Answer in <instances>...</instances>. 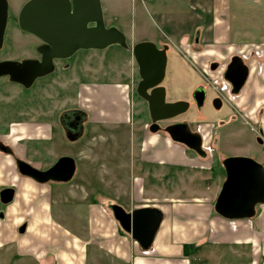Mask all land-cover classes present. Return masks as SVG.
<instances>
[{"label": "crops", "instance_id": "crops-1", "mask_svg": "<svg viewBox=\"0 0 264 264\" xmlns=\"http://www.w3.org/2000/svg\"><path fill=\"white\" fill-rule=\"evenodd\" d=\"M99 1L105 22L113 11L112 0ZM125 1L138 9L136 0ZM231 1L140 0L138 7L155 13L168 28V39L179 37L182 41L193 36L197 44L224 46L231 39ZM172 10L183 13L168 14ZM172 28L187 30L177 33ZM80 73L92 75V71ZM253 73L236 99L239 109L262 107L264 72ZM129 85L122 81L78 80L79 130L71 137L64 125L58 129L44 118L0 121V141L11 149V153L0 149V191L14 190L11 203H0V264H88L90 247L95 251L93 264H228V260L229 264H244L240 259L248 255L252 260L245 264H264V206L256 208L251 220L231 221L212 211L211 200L202 191L193 196V202L174 197L166 185L162 191L158 180L172 183L173 174L197 168L201 161L189 157L187 148L169 137L155 135L158 131L152 132L150 127L143 133L136 128L131 140L128 137L127 148L122 147L120 127L131 123ZM200 88L205 101L207 93L199 85L191 95ZM136 141L143 147L136 150ZM61 157H70L75 164L72 179L61 184L76 180L78 193L71 191L72 184L68 192L72 200H62L66 192H59L56 212L52 208L53 182L39 184L20 175L15 160L47 170ZM145 178L151 182L149 190ZM138 181L139 190L135 185ZM144 192L151 195L152 203L136 204L137 195ZM121 198L126 208L116 202ZM83 203L87 207L84 221L81 214L69 210ZM65 204L70 207L63 208ZM111 205L127 213L145 207L161 211L162 221L148 250L143 251L121 229L112 216ZM66 219L72 228L64 224ZM22 226L25 230L19 233ZM97 237L101 241L95 240Z\"/></svg>", "mask_w": 264, "mask_h": 264}, {"label": "rangeland", "instance_id": "rangeland-1", "mask_svg": "<svg viewBox=\"0 0 264 264\" xmlns=\"http://www.w3.org/2000/svg\"><path fill=\"white\" fill-rule=\"evenodd\" d=\"M6 1L7 12L10 19L6 27L5 36H12L23 42L28 38V34L18 28L17 17L21 7L25 4L23 3L24 0ZM136 1V8L138 9H134V6L131 7L129 1L127 3L125 0H112L113 11L106 18L107 21L104 22L105 27H115L124 35L126 40L125 48L119 45H111L103 50H78L74 53L69 62L73 64L72 68L74 71H77L78 80L81 82L106 80L122 81L130 84V105L128 108L131 111V123L127 127H120L122 131L120 132L121 134H119L122 147L127 148L135 129L141 128L143 133L149 125L147 106L135 92L137 66L133 59L131 48L134 44L138 43L137 41L152 42L157 47H161L163 44L167 46L166 72L162 82V86L166 90V101H187L189 103V108L184 114L174 119L157 123L159 129L155 135L168 140V135L164 131L165 127L179 122L187 123L191 131L197 132L199 128L201 129V134L206 136L205 141H203L210 147L211 154L207 153L205 158H200L194 152L185 148L189 157H197L199 161H201L199 165L200 168H190L187 171H179L173 174L172 183H165L163 180H158V187L162 188L161 190L163 191V186L166 185V190L173 193L174 197L185 198L189 202H193V196L202 191L204 192L203 196H206L205 198H210L213 211L215 199L225 179V173L221 164L222 160L230 157L245 156L249 153H256L262 150L264 151V146L263 148H258V146L253 144L252 140L255 132L253 133L252 129H250L251 125L252 127L261 125L264 131V116L263 118L259 117L261 108L255 107L252 113V111L248 110V107L241 114L243 115V113H245V115L251 119V124L246 123V121L240 119L239 115L235 112L233 101L226 98H222L221 107L215 109L213 107V100L218 97V93L212 82V80L215 79V74L207 76V74L203 73L202 71H208V69L202 66V64L204 65L214 60L217 54L212 51H219L218 48L224 46L234 47L236 44L239 46L247 45L251 42L254 44H258L257 42H264V0L231 1V11L229 15L231 39L229 43H225L226 45H221L222 47L220 45H205V43L197 44L193 36L182 41H178L179 37H171L168 39V37H166L168 28L162 26L161 22L152 11H146L144 9L141 11L138 7L140 0ZM182 13L183 12H175L172 10V12L168 14L178 15ZM203 15L206 16L205 14ZM110 24L111 26H108ZM171 30L181 33L183 30L187 29L172 28ZM216 46L218 47L217 49ZM21 49L23 48L20 47L7 54L4 53V51L1 52L0 60L6 57H21L23 55V53H19ZM261 59L255 60L260 67L264 64V59ZM57 64L58 66L60 65L59 63ZM80 71H92V75H81ZM254 75H256V73H253V76ZM198 85L203 87L207 93L205 101L200 107L191 101L192 89ZM16 90L18 89L16 88ZM260 97L262 96L260 95ZM257 121L258 123L255 124ZM128 137H130V140ZM140 146L143 147L139 144V141H136V150L138 148L140 149ZM253 146L255 152L252 150ZM257 149L259 151H257ZM252 156L264 167V156ZM158 178L162 179L160 175ZM148 179L149 178H145L144 182L145 185L147 184L149 190L151 182ZM71 184V191L73 193H78V187H76L78 186V182L74 179L68 184H57L56 182L51 184L53 193L52 208L54 211L58 212L59 209L58 201L60 199L58 200L59 197L57 196L59 192H66L62 200H72L71 196L68 195L70 189L69 185ZM135 185L136 189L139 190V181L136 182ZM99 191L101 193H106V191L101 188H99ZM137 198L139 201L136 202V204L140 202L152 203L149 201L151 195L148 192H144L142 196L138 194ZM116 202L123 208H126V201L124 198ZM80 205L81 206L78 208L74 207L69 210L70 213L74 215L81 214L80 217L82 221H84L83 213H85L87 207L84 203ZM62 207H70V205L65 204L62 205ZM103 207L105 209L107 206L103 204ZM64 224L72 228V226L68 224L67 219L64 221ZM97 239L101 241V237L95 238V240ZM226 252L228 253V251ZM94 254L95 251L93 247H90L88 249V264H93ZM251 260V255L241 257L240 259L244 264L245 261L250 263ZM229 262L228 260L227 263L229 264ZM100 264L104 263L101 262Z\"/></svg>", "mask_w": 264, "mask_h": 264}, {"label": "water", "instance_id": "water-1", "mask_svg": "<svg viewBox=\"0 0 264 264\" xmlns=\"http://www.w3.org/2000/svg\"><path fill=\"white\" fill-rule=\"evenodd\" d=\"M7 21V1L0 0V48ZM18 28L44 43L41 62L2 61L0 77L8 75L13 82L29 86L35 77L52 69L53 59H67L78 50H103L111 45L126 47L124 35L115 27H105L99 0H28L20 9L17 17ZM133 59L138 68L139 81L136 95L145 101L148 109L150 130L158 131L157 123L174 119L184 114L187 101H166V90L162 86L167 64V46L158 49L152 42L143 41L131 48ZM215 65L211 66V70ZM22 69L40 71L25 73ZM17 71V72H16ZM16 72V73H15ZM247 71H242L233 94H237L245 83ZM204 91L200 88L193 94L195 104L200 107L204 101ZM213 107L219 109V98L213 100ZM169 139L200 158H205L201 137L191 131L187 123L171 124L164 129ZM225 179L213 205V211L225 220H249L256 214V208L264 205V167L250 157H230L221 162ZM19 174L39 184L65 183L72 179L75 171L73 159L59 158L47 170H38L22 161L17 162ZM14 196L12 188L0 191V203H11ZM110 211L121 229L135 241L143 251L151 246L162 221L159 209L145 207L125 212L117 205ZM25 226L19 228V233Z\"/></svg>", "mask_w": 264, "mask_h": 264}, {"label": "flooded vegetation", "instance_id": "flooded-vegetation-1", "mask_svg": "<svg viewBox=\"0 0 264 264\" xmlns=\"http://www.w3.org/2000/svg\"><path fill=\"white\" fill-rule=\"evenodd\" d=\"M9 19L10 18L7 12V21L3 35V42L0 48V53L4 51V53L7 54L10 53V51L13 52V50H17L21 47L23 49H21L19 53H23V55L21 57H6L5 59L0 60V62L8 61V60L15 62H22L25 60L41 62L43 54L40 52V50H43L44 43L41 40H39L37 37L29 33H27L28 38L23 42H21L17 38H13L12 36H5V31ZM257 43L258 44H254L253 42H251L247 45L239 46L238 44H236L234 45V47L231 46L222 47L216 53L217 57L214 60H211L205 63L204 65H202L206 69H208V71L206 70L203 71L205 74H207V76L209 74H215L214 81H215L216 92L218 93V97L216 98H219L221 104H222V98L223 99L226 98L229 99L230 101H233L234 103L233 106L237 115H239L240 119H244L246 123L249 124H251L250 121L251 119L248 118L245 115V113H243L244 116L241 115L246 108L239 109L236 105V99L240 95L241 91L244 89L245 85L247 84L251 72L254 71L259 75L262 74V72H264L263 69L264 64L262 65V67H260L255 62V60L257 59L259 60L261 58L264 59V42H257ZM163 46L165 45L163 44L161 47H157V46L156 47L158 49H161ZM72 56L63 60L53 59L52 69L46 74L35 77L29 86H25L20 83L11 81L8 75L1 76L0 77V121L10 122L11 120H21L22 118L27 119L28 117L44 118L49 122L55 123L58 129H60L61 126L64 125V127H66V133L69 137L76 134L79 130V114L77 111V99H76L78 76H77V71H74L72 68L73 64L69 62ZM57 63H59L60 65L58 66ZM212 65H215V68L213 70H211ZM22 71L25 73L40 72V71H30L25 69H22ZM242 71H247L245 83L243 84V86L241 87V89L237 94H233V84L237 83L238 77L240 76ZM138 81H139V76H138V68H137L136 85ZM16 88L18 90H16ZM191 101L194 102L193 95L191 96ZM261 104L262 107L260 109L259 117L263 118L264 116L263 100L261 101ZM253 112L254 111H252V113ZM257 123L258 121L255 124ZM149 127H151L150 120H149V125L146 128L149 129ZM250 129H252L253 133L255 132V135L252 140L253 144L258 146V148H263L264 131L262 126L259 125L257 127H252L251 125ZM0 149L8 153H11L10 147L3 144L1 141H0ZM252 150L253 152H255L254 146ZM257 151L259 150L257 149ZM252 155H258L263 157L264 151L262 150L256 153H249L244 156V157H250L255 161L259 162ZM18 161H22V160L16 159L15 160L16 165ZM24 163L36 168L31 163H27V162Z\"/></svg>", "mask_w": 264, "mask_h": 264}, {"label": "built area", "instance_id": "built-area-1", "mask_svg": "<svg viewBox=\"0 0 264 264\" xmlns=\"http://www.w3.org/2000/svg\"><path fill=\"white\" fill-rule=\"evenodd\" d=\"M215 80V79H214ZM214 80H212V82H213V84H214V88L216 89V87H215V81ZM197 133L200 135V137H201V142H202V149H203V151L207 154V153H209V154H211V149H210V147L208 146V145H206V143H204V141H205V138H206V136H203L202 134H201V129L199 128L198 130H197ZM204 140V141H203ZM264 206V205H263Z\"/></svg>", "mask_w": 264, "mask_h": 264}, {"label": "trees", "instance_id": "trees-1", "mask_svg": "<svg viewBox=\"0 0 264 264\" xmlns=\"http://www.w3.org/2000/svg\"><path fill=\"white\" fill-rule=\"evenodd\" d=\"M186 248V246H184V249Z\"/></svg>", "mask_w": 264, "mask_h": 264}]
</instances>
